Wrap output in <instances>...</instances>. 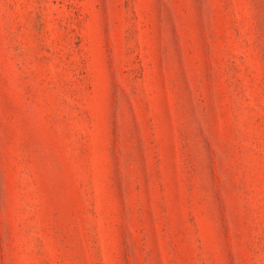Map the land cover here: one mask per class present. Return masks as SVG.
I'll use <instances>...</instances> for the list:
<instances>
[{"label": "rangeland", "instance_id": "374dc122", "mask_svg": "<svg viewBox=\"0 0 264 264\" xmlns=\"http://www.w3.org/2000/svg\"><path fill=\"white\" fill-rule=\"evenodd\" d=\"M0 264H264V0H0Z\"/></svg>", "mask_w": 264, "mask_h": 264}]
</instances>
